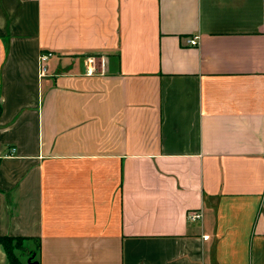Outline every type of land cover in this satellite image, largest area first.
<instances>
[{"label": "crops", "instance_id": "crops-1", "mask_svg": "<svg viewBox=\"0 0 264 264\" xmlns=\"http://www.w3.org/2000/svg\"><path fill=\"white\" fill-rule=\"evenodd\" d=\"M0 108L37 264H264V0H0Z\"/></svg>", "mask_w": 264, "mask_h": 264}, {"label": "rangeland", "instance_id": "rangeland-1", "mask_svg": "<svg viewBox=\"0 0 264 264\" xmlns=\"http://www.w3.org/2000/svg\"><path fill=\"white\" fill-rule=\"evenodd\" d=\"M12 249L20 260L21 264H35L37 262L38 245L29 246L25 241H13Z\"/></svg>", "mask_w": 264, "mask_h": 264}, {"label": "built area", "instance_id": "built-area-1", "mask_svg": "<svg viewBox=\"0 0 264 264\" xmlns=\"http://www.w3.org/2000/svg\"><path fill=\"white\" fill-rule=\"evenodd\" d=\"M188 42L190 45L196 46L197 44H199V38L198 37L190 38L188 40ZM52 56H53V52H51V51L42 52L40 54L39 63H40V75L41 76H45L46 74H48V64H49V61H50ZM89 62L93 65L94 64V58L90 57ZM93 71H94V68L91 67L89 69V72H93ZM189 216L191 218L195 219V218L201 217V214L199 212H193V213L189 214Z\"/></svg>", "mask_w": 264, "mask_h": 264}, {"label": "trees", "instance_id": "trees-1", "mask_svg": "<svg viewBox=\"0 0 264 264\" xmlns=\"http://www.w3.org/2000/svg\"><path fill=\"white\" fill-rule=\"evenodd\" d=\"M1 113V108H0ZM23 238L21 237H13V236H0V244L4 247L8 259L10 261V264H21L18 257L15 255L13 249H12V242L13 241H21Z\"/></svg>", "mask_w": 264, "mask_h": 264}, {"label": "water", "instance_id": "water-1", "mask_svg": "<svg viewBox=\"0 0 264 264\" xmlns=\"http://www.w3.org/2000/svg\"><path fill=\"white\" fill-rule=\"evenodd\" d=\"M35 264H37V263H35Z\"/></svg>", "mask_w": 264, "mask_h": 264}]
</instances>
